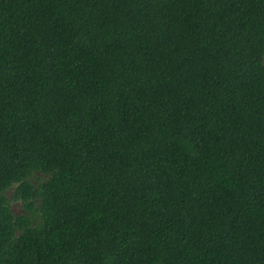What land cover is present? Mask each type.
<instances>
[{
	"label": "trees",
	"instance_id": "trees-1",
	"mask_svg": "<svg viewBox=\"0 0 264 264\" xmlns=\"http://www.w3.org/2000/svg\"><path fill=\"white\" fill-rule=\"evenodd\" d=\"M0 264H264V0H0Z\"/></svg>",
	"mask_w": 264,
	"mask_h": 264
},
{
	"label": "rangeland",
	"instance_id": "rangeland-1",
	"mask_svg": "<svg viewBox=\"0 0 264 264\" xmlns=\"http://www.w3.org/2000/svg\"><path fill=\"white\" fill-rule=\"evenodd\" d=\"M9 195H10V192L8 191L7 196L10 197ZM10 210L12 214L15 216H18L23 213L20 204L17 202H13V201L10 203Z\"/></svg>",
	"mask_w": 264,
	"mask_h": 264
}]
</instances>
